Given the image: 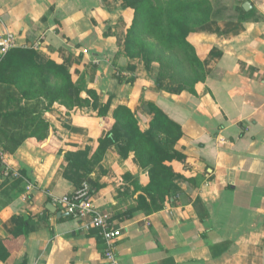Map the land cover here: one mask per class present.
Instances as JSON below:
<instances>
[{
    "label": "crops",
    "instance_id": "1",
    "mask_svg": "<svg viewBox=\"0 0 264 264\" xmlns=\"http://www.w3.org/2000/svg\"><path fill=\"white\" fill-rule=\"evenodd\" d=\"M211 1L228 10L194 38L206 77L191 91L158 85L141 59L126 54L132 11L121 0H0V34L14 32L39 60L85 63L88 87L112 99L110 118L118 105L134 106L146 130L152 115L141 105L154 102L182 125L177 147L185 160L167 162L181 175L179 191L159 211H129L142 193L138 185L149 182L134 152L123 157L111 145L90 166L94 204L122 231L119 264H264V0ZM117 71L136 83L120 82ZM97 113L56 102L42 112L51 125L46 141L30 137L4 153L0 184L10 168L24 170L34 186L0 187L9 189L0 192V241L15 246L1 264H109L90 215L47 208L77 189L64 176L65 155L89 165L104 131ZM5 145L13 146L0 140ZM24 213L43 220L16 244L10 237Z\"/></svg>",
    "mask_w": 264,
    "mask_h": 264
},
{
    "label": "trees",
    "instance_id": "2",
    "mask_svg": "<svg viewBox=\"0 0 264 264\" xmlns=\"http://www.w3.org/2000/svg\"><path fill=\"white\" fill-rule=\"evenodd\" d=\"M123 7L132 11L131 22L126 29L124 50L130 58L144 61L146 69L153 62L157 52L169 55L177 53V63L185 66L188 77L181 84L195 91V84L205 80V71L197 54L194 38L202 27L214 16L224 13L228 6L215 4L211 0H121ZM216 6V7H215ZM80 63V62H79ZM173 67H171L172 69ZM135 69V66H131ZM183 70V69H182ZM187 73V72H186ZM174 75V73L172 74ZM171 75V77H172ZM120 82L136 83V77L126 76L117 71ZM157 79V84L162 82ZM179 90V89H178ZM0 138L13 146L0 148L2 153H12L26 139L35 137L46 141L50 122L42 112L49 110L56 102L68 109L91 106L97 110V118L103 128L98 139V148L88 165L73 159V153L65 155L67 162L64 176L80 188L87 183L90 195L94 186L90 178L91 165L100 162L108 147L114 145L120 155L127 157L134 152L139 164L148 170L149 182L138 187V203L133 209L152 213L163 209L167 202L179 191L176 179L181 178L168 161L185 160V155L178 149V142L184 134L182 125L171 118L158 104L142 103V107L152 115L150 126L142 130L137 116V107L118 105L110 118L112 99H104L101 91L89 88L85 73V63L68 66L54 59L39 60L35 48L17 46L0 59ZM86 93L87 96H84ZM14 94H19L15 98ZM6 99L4 100V98ZM24 100V103H22ZM5 105H3V103ZM4 106L7 107L4 110ZM22 126V131H13ZM0 155V167L2 166ZM22 175L31 181L25 171ZM0 187L8 182L15 188L24 178L5 177ZM10 187V186H9ZM7 187L1 193H6ZM31 213L17 215L18 224L11 235L14 243L22 242L28 234L40 226ZM14 244L5 245L0 241V264L13 252Z\"/></svg>",
    "mask_w": 264,
    "mask_h": 264
},
{
    "label": "built area",
    "instance_id": "3",
    "mask_svg": "<svg viewBox=\"0 0 264 264\" xmlns=\"http://www.w3.org/2000/svg\"><path fill=\"white\" fill-rule=\"evenodd\" d=\"M19 46L16 34L10 30H6L0 34V59L4 57L9 50ZM128 74V73H122ZM1 157L4 153L0 152ZM5 176L13 178H24L28 189L34 185L26 179L20 170H10L7 168ZM90 188L87 183L76 189L71 194H65L58 197H53V202L57 206H63L66 211L77 217L88 214L91 216L92 225L99 230L101 237L105 242L104 256L109 264H119L118 260V239L122 235L120 228L115 227V221L112 215L106 211L98 209L93 201V196L89 193Z\"/></svg>",
    "mask_w": 264,
    "mask_h": 264
},
{
    "label": "rangeland",
    "instance_id": "4",
    "mask_svg": "<svg viewBox=\"0 0 264 264\" xmlns=\"http://www.w3.org/2000/svg\"><path fill=\"white\" fill-rule=\"evenodd\" d=\"M153 59L154 60H153L152 64L150 65L149 69H147V71L149 72V74H151L155 78H158L162 82V85H164L168 88L177 89V90L181 89L183 87H188L185 85L183 86L181 84V82H183L184 78L188 77V70L186 68L184 71L183 67H185L186 64H184L185 66L179 67L177 61L180 58L178 57L177 53H172V55H169V54H166L163 52H157L153 56ZM143 63H144V61H143ZM144 66H145V63H144ZM171 67H173V68L171 69ZM145 68H146V66H145ZM173 73H174V75H172ZM171 75H172V77H171ZM5 103L6 102H4L3 105H5ZM3 108H4V110L7 109L6 106H4ZM0 140H3V139L0 138ZM6 170L2 169L1 172L5 173ZM5 177L6 176L4 175V178L2 176L1 179L4 180ZM1 194H3V193H1ZM1 197L3 199H5L4 195H2Z\"/></svg>",
    "mask_w": 264,
    "mask_h": 264
},
{
    "label": "water",
    "instance_id": "5",
    "mask_svg": "<svg viewBox=\"0 0 264 264\" xmlns=\"http://www.w3.org/2000/svg\"><path fill=\"white\" fill-rule=\"evenodd\" d=\"M243 7H244L245 9H248L249 7H251V3H250L249 1H246V2H244ZM47 208H48L49 210H51L52 212H56L57 214H60V211H58V207H57V205H55V204L52 203V202H49V203L47 204Z\"/></svg>",
    "mask_w": 264,
    "mask_h": 264
}]
</instances>
